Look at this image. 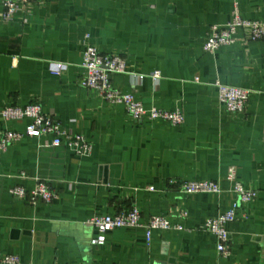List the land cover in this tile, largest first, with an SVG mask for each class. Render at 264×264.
<instances>
[{
	"label": "crops",
	"instance_id": "1",
	"mask_svg": "<svg viewBox=\"0 0 264 264\" xmlns=\"http://www.w3.org/2000/svg\"><path fill=\"white\" fill-rule=\"evenodd\" d=\"M237 2L244 19L264 23V0ZM234 7V0H38L6 23L0 4V113L39 103L93 145L87 157L45 148L46 137L9 147L0 158V253L21 264H264V39L249 41L240 31L231 47L204 51L211 29L230 22ZM87 44L126 60L129 74L112 78L117 88L147 108L180 109L185 122L135 123L123 106L82 88ZM54 63L69 68L55 76ZM218 82L250 92L244 113L227 112ZM29 123L0 114V137ZM232 167L258 197L228 225L224 256L204 224L239 203L227 179ZM38 180L57 192L56 201L33 205L11 192L31 193ZM173 180L215 181L223 192L186 195ZM135 206L145 222L166 216L185 230H156L148 242L144 229L120 228L94 244L93 217Z\"/></svg>",
	"mask_w": 264,
	"mask_h": 264
},
{
	"label": "built area",
	"instance_id": "2",
	"mask_svg": "<svg viewBox=\"0 0 264 264\" xmlns=\"http://www.w3.org/2000/svg\"><path fill=\"white\" fill-rule=\"evenodd\" d=\"M38 0H0L3 6L1 20L3 22L13 21L20 12L27 11L28 6ZM235 1L232 19L225 25L215 26L211 29L204 43L206 53H215L221 48L231 47L236 43L238 34L243 31L249 41H260L264 39V23L260 21L246 20L242 17L239 4ZM82 67L85 70L81 86L84 89L96 92L101 99L113 106H123L128 115L135 123L162 121L173 126L182 125L185 115L182 110L167 111L156 106L147 108L134 94L124 93L113 83V76L129 74L126 60L119 55H106L91 44L85 46ZM64 63L51 65V73L61 76L68 70ZM139 81L144 76H135ZM150 78L159 82L162 78L161 72H154ZM198 81V79H197ZM221 103L230 114L244 113L250 97L246 89L216 83ZM4 121H22L28 119L29 125L24 132L5 130L0 137V158L8 151L14 143L25 138H49L43 145L45 148H56L65 146L79 157H87L93 152V145L81 133L66 128L54 116L45 114L39 103H30L26 106H8L1 111ZM228 181L233 184L234 193L239 198V203L234 204L229 210L210 217L204 224V230L211 233L217 241V250L221 255L227 256L229 251L227 244L230 239L228 225L235 222L238 217L240 205H249L258 197V192L245 187L239 180L237 170L232 167L229 170ZM172 186L178 187L180 193L186 195H220L223 190L215 181H188L177 183L171 181ZM154 191L153 188L150 189ZM12 194L20 199H29L33 205L39 202L51 204L58 199V194L46 182L38 180L36 187L31 193L22 187L14 188ZM181 217L186 218L187 213ZM97 231L98 237L94 241L96 245H103L107 241L108 234L120 228H142L146 232L148 242L152 239L153 231H184L182 225L174 224L166 216H151L147 222L143 220V214L138 207L117 215H103L93 217L89 222ZM0 264H21L16 256H7L0 253Z\"/></svg>",
	"mask_w": 264,
	"mask_h": 264
}]
</instances>
